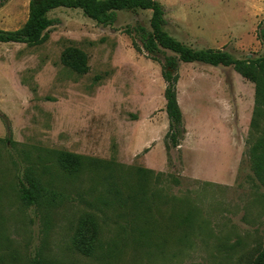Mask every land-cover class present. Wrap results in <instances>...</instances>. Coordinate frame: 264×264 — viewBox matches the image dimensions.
I'll return each mask as SVG.
<instances>
[{
  "label": "rangeland",
  "instance_id": "obj_1",
  "mask_svg": "<svg viewBox=\"0 0 264 264\" xmlns=\"http://www.w3.org/2000/svg\"><path fill=\"white\" fill-rule=\"evenodd\" d=\"M158 1L182 42L237 59L261 54L264 0ZM28 3L0 0V29L21 27ZM147 15L119 12L102 26L57 8L40 43L0 42V264H246L264 245L254 83L232 67L181 62L183 133L173 147L160 63L125 32ZM62 153L79 165L63 166ZM27 166L60 201H21ZM138 168L162 173L149 189L168 202L142 201Z\"/></svg>",
  "mask_w": 264,
  "mask_h": 264
},
{
  "label": "trees",
  "instance_id": "obj_2",
  "mask_svg": "<svg viewBox=\"0 0 264 264\" xmlns=\"http://www.w3.org/2000/svg\"><path fill=\"white\" fill-rule=\"evenodd\" d=\"M57 8L79 9L86 17L102 26L114 23L119 12L148 14L146 23L137 21L136 24L127 27L125 32L131 37L133 47L137 51L143 50L149 58L160 63L161 76L165 82V112L169 120L166 136L173 147L178 145L183 133L182 112L176 92V83L179 79L178 68L181 62L232 67L254 83L255 117L264 111V26L260 29L258 36L262 44L261 54L255 59H237L226 50L196 48L175 38L165 29V11L158 0H29L28 15L23 25L14 30L0 29V42L28 45L40 43L45 37V32L58 23V18L50 16V12ZM261 139L254 148L256 153L253 154L254 171L260 180L264 177V135ZM73 162L79 165V157L71 153L61 154L63 166ZM137 175L143 192L142 201L152 197L158 201L168 202V197H161L157 191L149 189L153 181L161 178V172L138 168ZM172 180L176 181V179ZM17 186L21 201L29 206L38 207L43 203L56 204L63 196L61 192L42 185L29 166L24 168L22 177L18 178ZM108 186L115 198L120 200L123 198L114 181ZM122 200L125 205L129 203L133 207L131 195H127ZM34 264L62 263L40 258ZM246 264H264V245Z\"/></svg>",
  "mask_w": 264,
  "mask_h": 264
}]
</instances>
